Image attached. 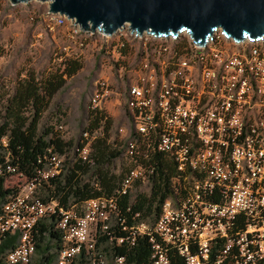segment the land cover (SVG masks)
Wrapping results in <instances>:
<instances>
[{
  "label": "built area",
  "instance_id": "built-area-1",
  "mask_svg": "<svg viewBox=\"0 0 264 264\" xmlns=\"http://www.w3.org/2000/svg\"><path fill=\"white\" fill-rule=\"evenodd\" d=\"M45 21L50 29L69 22L77 36L96 33L49 10ZM125 30L154 40L146 43L125 83L129 126H121L119 133L127 139L126 176L115 195L90 199L81 211L66 210L57 201L45 203L37 195L63 173L71 151L90 161L97 132L93 137L84 132L82 147L52 154L33 179L18 174L26 184L0 212V244L6 234H19L7 263H30L36 253L37 224L59 214L64 245L52 264H79L81 257L96 264L99 239L108 235L113 241L117 221L130 232V238H118L117 243L148 236L154 264H172L170 249L186 264H264V38L236 42L218 29L205 46H198L188 31L177 38L139 36L127 24L112 36L97 32L110 39ZM183 33L189 47L177 55L167 41H177ZM113 93L109 82L97 81L91 110L105 113ZM0 143L7 147L9 141L5 137ZM158 155L176 168L171 194L159 218L127 227L121 198L151 190L159 174L153 162ZM15 170L8 166L9 172ZM125 260L117 257L114 264Z\"/></svg>",
  "mask_w": 264,
  "mask_h": 264
},
{
  "label": "trees",
  "instance_id": "trees-1",
  "mask_svg": "<svg viewBox=\"0 0 264 264\" xmlns=\"http://www.w3.org/2000/svg\"><path fill=\"white\" fill-rule=\"evenodd\" d=\"M181 46L186 51L188 41L184 40ZM121 50L122 53L125 52V49ZM83 66L82 61H70L61 74L57 72L48 77H37L28 73V77L17 84L15 94L8 99V103H0V141L5 137L9 141L7 147L0 143V212L3 204L20 191V187L7 186L9 176L22 174L31 180L36 176L37 170L47 164L52 154L63 155L76 147L74 140L66 141L53 127L41 132L39 124L51 99L65 87L67 78L76 75ZM89 119V125L83 132H88L90 137L97 132L90 161H84L76 151L63 173L37 191V195L45 203L57 201L66 210L74 207L81 211L82 205L90 199L115 195L126 176L127 166L115 172L112 164L123 158L127 139L111 140L112 119L103 111L92 110ZM155 161L159 174L151 190H137L121 198V218L125 220L124 225L127 227L143 221H155L162 213L166 198L171 194V178L176 173V168L163 155L155 156L153 162ZM139 162L153 164L145 159H140ZM8 166L16 170L9 172ZM59 217V214H53L37 224L34 230L36 253L28 264H52L57 259L64 245V231L58 225ZM112 230L113 241L109 242L108 235L99 239L100 252L96 255V264H101V260H105V264L106 260L113 264L117 257H125V264H154L148 236H138L134 242L125 240L118 244L117 239L130 238V232L122 228L120 221L113 224ZM18 243V233L6 234L0 244V264H8L6 256ZM170 256L172 264H186L176 250L170 249ZM79 264L93 263L86 262L81 257Z\"/></svg>",
  "mask_w": 264,
  "mask_h": 264
},
{
  "label": "rangeland",
  "instance_id": "rangeland-1",
  "mask_svg": "<svg viewBox=\"0 0 264 264\" xmlns=\"http://www.w3.org/2000/svg\"><path fill=\"white\" fill-rule=\"evenodd\" d=\"M48 10L49 2L40 0L18 5L0 0V103H8L17 84L28 77V73L48 77L57 72L61 74L70 61H82L83 68L71 78L65 76V87L51 99L40 120L41 132L53 127L63 139L74 140L78 146L90 122L96 82L107 81L114 91L104 109L112 119L111 140H122L119 129L129 126L124 112L127 109L125 83L131 69L140 63L146 43L151 45L153 38H137L127 30L110 39L100 32L77 36L69 22L50 29L45 21ZM184 40H187L185 33L177 41L169 40L167 43L177 55H182L185 52L181 46ZM121 49L125 52L122 53ZM73 152H70V160ZM127 164L126 158H120L114 161L112 168L119 172ZM25 184L26 179L17 175L7 178L8 187L21 189ZM143 191L149 192V189ZM106 264L112 263L106 260Z\"/></svg>",
  "mask_w": 264,
  "mask_h": 264
},
{
  "label": "water",
  "instance_id": "water-1",
  "mask_svg": "<svg viewBox=\"0 0 264 264\" xmlns=\"http://www.w3.org/2000/svg\"><path fill=\"white\" fill-rule=\"evenodd\" d=\"M13 5L31 0H9ZM85 31L114 35L127 24L139 36L177 38L188 31L205 46L222 29L236 42L264 38V0H40ZM212 39V38H211Z\"/></svg>",
  "mask_w": 264,
  "mask_h": 264
}]
</instances>
